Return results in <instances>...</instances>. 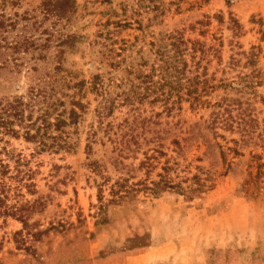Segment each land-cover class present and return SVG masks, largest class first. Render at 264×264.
I'll use <instances>...</instances> for the list:
<instances>
[{
  "label": "rangeland",
  "instance_id": "1",
  "mask_svg": "<svg viewBox=\"0 0 264 264\" xmlns=\"http://www.w3.org/2000/svg\"><path fill=\"white\" fill-rule=\"evenodd\" d=\"M75 1L65 21L43 17L42 0H0V15L16 21L5 40L33 43L0 48V102L41 88L55 90L67 108L71 101L86 107L67 128L69 150L40 152L22 132L0 142L35 172L37 194L25 199H40L44 211L29 223L47 230L28 240L25 252L17 242L26 232L15 236L21 223L0 219V263L264 264V0ZM175 39L188 48L199 43L198 73L216 87L203 97L211 105L239 97L221 82L259 70L260 86L240 97L257 120L250 137L211 126L213 109L192 107L186 96L169 111L160 103L136 105L135 122L129 105L116 101L99 121L94 83L114 97L121 89L113 82L126 77L124 60L142 57L141 73H149L151 45ZM119 179L126 180L124 199L111 193ZM163 179L182 190L153 186Z\"/></svg>",
  "mask_w": 264,
  "mask_h": 264
},
{
  "label": "trees",
  "instance_id": "2",
  "mask_svg": "<svg viewBox=\"0 0 264 264\" xmlns=\"http://www.w3.org/2000/svg\"><path fill=\"white\" fill-rule=\"evenodd\" d=\"M75 9V0H42L40 5L43 17H54L56 20H70ZM15 25L16 21L5 18L4 14L0 15V48L13 51H18L20 48L27 50L33 45L27 39L12 43L5 40L3 34L7 30L15 29ZM189 44L190 48L187 42L179 39L173 40L170 44H152L154 48L151 52L154 60L149 73L146 74L141 73V68L147 65L142 57L138 62L134 59L129 62L124 60L126 77L120 79L118 83L113 82L115 88L121 89L114 97L107 86L95 82L93 89L100 97L96 111L99 121L113 113L116 101L118 105H129L131 117L135 122L138 119V115H135L138 113L136 105L149 101L151 105L160 103L169 111L170 107L180 105L183 97L186 96L192 107L209 106L213 109L211 126H221L229 131L237 129L243 138L250 137L252 130L257 127V120L249 109L250 105L244 107L240 97L245 95L248 89L253 91L256 86H260L259 70L254 69L251 75L240 77L235 84L227 85L221 82L220 87H227L239 97L225 96L211 105L203 100V97L209 96L216 87L210 85L204 74L198 73L200 61H195V55L199 53L198 48H201L199 43ZM188 50L191 53L190 64L184 56ZM254 58L255 55L250 52L249 65H255ZM193 73L197 74L190 78L188 75ZM95 80H98V77ZM124 86L126 87L123 88ZM69 107H66L62 99L56 97L55 90L46 92L41 88L30 91L27 99L18 97L4 103L0 102V142L6 144L5 137L20 138V132H22L21 137L24 141L35 144L40 152L71 149L67 128L77 124L79 112H83L86 107L79 101H71ZM58 108L62 110L59 111ZM52 115L53 122L50 120ZM110 129L112 131L111 126H109ZM51 130L58 134H51ZM105 133L109 134V131L105 130ZM92 136H95V132ZM129 145V142L121 144L119 152L127 149ZM86 149L90 151V145H87ZM0 155L4 158L0 159V219L11 218L21 223L22 230L15 236L22 237L25 231L26 238H20L17 245L28 252L30 247L27 241L30 239L34 242L38 241L47 232V230L33 229V224L29 223L34 214L44 211V204L40 199L34 201L25 199V194L30 196L37 194L36 185L33 182L35 172L30 169L27 161L14 152L7 151L4 146L0 147ZM125 182V179H119L111 186V193L117 195L118 199L126 197L122 192L128 194L127 190H124ZM153 186L161 187L160 189L174 187L164 179L161 183H153ZM174 188L182 190L181 186Z\"/></svg>",
  "mask_w": 264,
  "mask_h": 264
}]
</instances>
